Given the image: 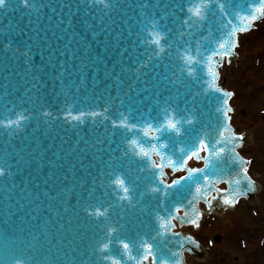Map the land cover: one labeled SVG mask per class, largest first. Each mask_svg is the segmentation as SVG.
<instances>
[{
    "label": "water",
    "instance_id": "water-1",
    "mask_svg": "<svg viewBox=\"0 0 264 264\" xmlns=\"http://www.w3.org/2000/svg\"><path fill=\"white\" fill-rule=\"evenodd\" d=\"M223 2L229 15L213 6L206 20L190 26L184 21L193 0H27V5L5 0L0 7V124L19 115L25 119L0 126V264H110L101 256L120 258L121 239L130 243L133 256L146 254V242L154 245L156 256L161 249L165 258L176 259L172 253H179L185 264V251L204 259L205 249L192 236L174 232V220L170 230L157 235L165 231L158 217L175 215L180 226L192 220L199 225L203 213L233 208L223 201L237 188L257 202L260 184L249 176L255 190L248 188L240 172L246 165L213 170L205 168L204 159L208 181L197 174L198 183L182 181L166 198L152 193V187H163L159 180L161 174L167 177L166 168L176 170L153 168L130 144L137 140L146 149L167 144L160 151L176 159L181 148L200 139L215 141L222 101L218 93L205 94L204 64L229 30L227 21L236 23L232 13L249 0ZM153 21L165 37L159 54L148 43ZM188 54L200 61L192 66L194 77L187 75L183 57ZM232 58L236 49L231 57L215 59L222 65ZM219 79L218 86L229 91ZM92 112L101 115H88ZM81 113V119L72 118ZM171 114L192 123H182L180 135L149 133L159 140L143 135L147 125L160 126ZM124 117L135 128L112 126ZM237 135L244 139L234 144L252 143L250 130ZM152 160L161 163L156 155ZM117 177L125 180L129 193L113 183ZM230 180L241 182L217 188ZM124 195L130 202L120 199ZM199 201L208 209H200ZM96 208L107 209L106 215H90ZM109 228L116 229L111 237ZM108 239L110 251L100 253ZM123 264L135 261L124 258Z\"/></svg>",
    "mask_w": 264,
    "mask_h": 264
},
{
    "label": "snow or ice",
    "instance_id": "snow-or-ice-1",
    "mask_svg": "<svg viewBox=\"0 0 264 264\" xmlns=\"http://www.w3.org/2000/svg\"><path fill=\"white\" fill-rule=\"evenodd\" d=\"M98 2H103V0H98ZM25 4L27 5V0H25ZM5 6V0H0V7ZM213 6H215L220 13L224 16L229 15L226 11L228 7L227 4L223 2V0H193V3L187 8L188 19L184 21L185 24H189L190 26H198L199 22L207 19L210 14ZM214 15V13H212ZM236 23L233 22V19H229L227 24L224 25L225 28L229 30L226 32L225 37L219 40L218 45L215 49H213L210 56L207 57V62L204 64V69L206 70V75L208 77L204 83L207 85V94L208 92L218 93V100L222 101V107L217 108V111L221 113L223 120L221 124L218 126L219 131L218 135L214 142L211 140L206 141L204 139H200L197 143L192 145L189 149L181 148V155L176 159H173L172 156H168L165 153H162L160 149L167 148V144H151L149 148H145L142 144H140L137 140H131L130 144L136 146L138 151L135 153L142 159L148 161L153 168L163 169L165 167H171L178 172L187 171V176H180L178 179H174L171 183H165L163 174H161V178L159 180V185L150 189L152 193L158 194L162 197H167L169 195L168 190L177 188L181 185L182 181L192 180L194 183H198L197 174H204V180L208 181L209 176L205 174V169L202 168H188L187 164L189 160L196 158L197 160L204 159L205 168H211L215 170L218 165L231 166L233 164L237 165H248L251 164L250 160H245L243 157L239 155L236 151L240 144H234V141H242L244 139L243 136L237 135L234 130L231 128V116L230 113L234 111L229 101L234 97L235 93L232 91H225L218 86L219 73L216 70L218 65L216 61V57H231L233 51L239 46L238 35L243 32L250 31L255 24L256 21L260 19H264V0H249V4L246 8L241 7L239 12L232 13ZM157 24L155 21L152 23V30L148 32V35L152 37V39L148 42L151 45H155L158 49L157 54L162 52L164 49L161 45V41L165 38L160 31H157ZM197 55H200L199 50H197ZM151 58V57H150ZM185 67L187 69V75L189 77H194L195 69L192 67L193 65L199 64L200 61L195 59L191 54L183 57ZM44 115H50V113H44ZM84 113H81L80 116H73L72 118L75 120L81 119ZM91 116H98L101 113H88ZM107 119V117H105ZM25 117L23 115H19V119L17 121L9 120L6 124H0L3 127H11L14 124L19 125L20 121L24 120ZM127 117L120 120L119 122L113 121L112 126L114 128H126L132 130L135 128V125H129L127 122ZM187 123L191 124V120H185L183 117L177 119L175 114L169 115L165 121L157 127H153L152 125H147L145 129H143V135L147 137L149 140H159V135H149L150 132L155 133H164V132H173L177 135L181 134V124ZM208 153L207 156L202 157L201 153ZM156 155L160 158L161 163H157L152 160V156ZM175 155V154H174ZM240 172L243 174L244 179L247 181L248 188L252 191L255 190L253 181L248 175L249 169L247 167H241ZM215 174V172H213ZM0 175H4V170L0 169ZM225 183H235L236 185L240 184V180H230L224 181ZM114 184L119 186V189L127 194L130 189L127 186L124 179L117 177L114 181ZM197 193H201V188H196ZM247 195L246 192H242L239 188L233 191L232 196L225 198L224 203L226 205L235 206L239 202L238 197ZM121 200H128L130 202V197L128 195H124L120 197ZM195 199V197H194ZM192 201H189L191 204ZM180 208H176L175 211L177 213L180 212ZM107 213V209L101 211L99 208L94 209L90 215H95L97 217L105 216ZM187 215V213H185ZM159 219V228L165 230L164 232H157V235H163L168 230H170L173 225L171 224L172 220L176 219L175 215L170 216V218L158 217ZM192 224L199 227L197 221L192 220ZM116 231L115 228H109L108 237L112 236V233ZM155 239V237H153ZM111 239H108L107 243H103L98 251L100 253L109 252V245L111 244ZM119 244L122 247L123 251L120 252V258H116L112 255L101 256L102 260L110 261V264H123L124 258L127 260L135 261V264H145V261H148L151 258V264H182V261L179 259V253H172V257H177L176 259H172L171 257L165 258L163 254V249H161V256H156L153 253V244L144 243L143 248L145 255L141 256H133L132 248L129 242L121 239L119 240ZM14 264H22V261L16 260Z\"/></svg>",
    "mask_w": 264,
    "mask_h": 264
},
{
    "label": "rangeland",
    "instance_id": "rangeland-1",
    "mask_svg": "<svg viewBox=\"0 0 264 264\" xmlns=\"http://www.w3.org/2000/svg\"><path fill=\"white\" fill-rule=\"evenodd\" d=\"M238 54L237 62L222 67V82L235 93L232 123L238 131L251 127L255 132L257 145L243 151L251 161L249 171L264 184V21L240 36ZM259 199L258 205L241 199L224 217L204 218L198 236L210 255L202 264H264V187ZM217 233L221 242L214 239Z\"/></svg>",
    "mask_w": 264,
    "mask_h": 264
}]
</instances>
